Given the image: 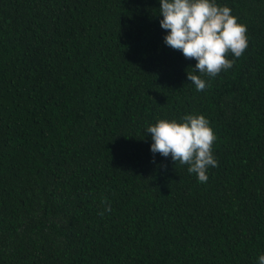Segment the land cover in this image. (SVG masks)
<instances>
[{
    "label": "trees",
    "instance_id": "trees-1",
    "mask_svg": "<svg viewBox=\"0 0 264 264\" xmlns=\"http://www.w3.org/2000/svg\"><path fill=\"white\" fill-rule=\"evenodd\" d=\"M216 3L249 44L197 91L160 0H0V264H258L264 0ZM187 114L217 137L207 183L150 150Z\"/></svg>",
    "mask_w": 264,
    "mask_h": 264
},
{
    "label": "clouds",
    "instance_id": "clouds-1",
    "mask_svg": "<svg viewBox=\"0 0 264 264\" xmlns=\"http://www.w3.org/2000/svg\"><path fill=\"white\" fill-rule=\"evenodd\" d=\"M159 14L163 17L160 25L167 32L166 46L196 60L192 70H187V79L197 91L209 86L202 77L214 79L227 72L248 47L246 25L238 23L229 6L216 0H160ZM145 131L151 135L154 156H170L175 165H186L200 183H207L208 169L218 166L213 155L217 137L204 115L187 114L180 121L159 119ZM107 210H111L110 205ZM258 264H264V254Z\"/></svg>",
    "mask_w": 264,
    "mask_h": 264
}]
</instances>
